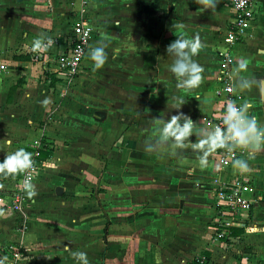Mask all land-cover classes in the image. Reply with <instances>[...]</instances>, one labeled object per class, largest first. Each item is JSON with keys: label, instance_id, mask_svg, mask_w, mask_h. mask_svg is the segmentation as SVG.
<instances>
[{"label": "crops", "instance_id": "crops-1", "mask_svg": "<svg viewBox=\"0 0 264 264\" xmlns=\"http://www.w3.org/2000/svg\"><path fill=\"white\" fill-rule=\"evenodd\" d=\"M254 1L256 21L233 50V69L246 61L240 75L253 83L238 90L232 79L264 125V0ZM233 18L230 0L211 9L197 0H0V65L7 68L0 73V118L12 121L0 126V160L20 148L32 155L37 139L53 151L20 217L0 206V260L10 262L7 247L18 242L29 264H77L68 248L85 252L89 264H193L204 256L209 264H264V148L244 173L233 166L221 172L217 150L202 168L191 144L146 148L178 112L196 132L220 117V56ZM81 21L93 25L90 48L104 46L107 60L94 71L87 54L66 87L40 56L55 59ZM41 34L54 44L36 56L32 41ZM197 35L201 81L177 89L167 47ZM228 177L242 179L256 203L249 231L233 230L236 240L225 248L213 237L214 193L215 180ZM17 181L0 180V199Z\"/></svg>", "mask_w": 264, "mask_h": 264}, {"label": "built area", "instance_id": "built-area-1", "mask_svg": "<svg viewBox=\"0 0 264 264\" xmlns=\"http://www.w3.org/2000/svg\"><path fill=\"white\" fill-rule=\"evenodd\" d=\"M230 4L234 11V18L224 37L227 48L224 54L220 56V75L218 78L220 86L217 91V98L223 101L222 112L229 100L234 101L238 106L244 104V98L236 92L233 84L232 73L235 64L233 50L247 37L258 14V6L254 0H230ZM94 33V27L89 21H81L75 25L70 44L63 47L55 59H46L40 56L45 63L46 72L62 81L66 87L72 86L84 68V61L89 52ZM39 53L35 52L34 54L39 56ZM6 70L5 65H0V73ZM209 126L211 128L223 127L222 115L209 121ZM43 146L42 139L33 141L32 167L21 173V178L18 179L15 188L11 190L12 195L3 194V198L0 199V206H3L4 209L24 212L23 209L28 205L26 193L29 189H25L21 185L26 177L30 178L31 184L34 185L45 171L46 161L41 157ZM246 154L247 152L241 149L217 150L215 159L220 164V171L223 172L229 170L234 159L244 158ZM215 186L214 207L216 215L213 223V237L218 244L227 248L230 242L236 240L233 236V230L249 231L250 225L255 221L254 206L256 201L247 195L244 181L238 177H228L226 180L216 179ZM26 230L27 223L24 222L20 227L21 234L24 235ZM7 253L12 259V264H20L29 259L27 251L25 249L23 251L22 247L15 245H9ZM195 263L208 264V259L205 256L200 257L195 260Z\"/></svg>", "mask_w": 264, "mask_h": 264}, {"label": "clouds", "instance_id": "clouds-1", "mask_svg": "<svg viewBox=\"0 0 264 264\" xmlns=\"http://www.w3.org/2000/svg\"><path fill=\"white\" fill-rule=\"evenodd\" d=\"M197 2L203 5L205 9L216 6V0H197ZM53 44L54 41L51 37L41 34L32 41V50L44 52ZM201 47L198 35L190 39L177 38L167 47L168 57L171 58L169 71L175 77L177 89H193L199 85L203 68L194 57ZM88 56L92 61L94 71L104 67L107 60L104 46L91 47ZM246 69L247 63L243 60L233 69V76L237 78L236 87L238 90L248 89L253 83V81L240 75ZM179 104H183V101L179 100ZM180 108L179 106L176 107L177 110ZM221 115L223 127H201L196 132L194 131L196 123L188 115L178 112L172 115L170 119L163 120L158 139L154 144H148L146 148L151 152L155 151V146L161 143H171L174 149H184L191 144L193 150L200 153L198 160L202 168L207 167L209 156L218 149L226 148L228 151L241 149L247 152V159H234L232 166L241 173L247 172L249 170L248 161L254 159V154L264 148V125H261L255 116L249 114V105L238 106L231 100L227 101ZM193 135L197 137L195 142L191 141ZM32 164L31 153L20 148L11 154H7L0 161V174L17 176L30 169ZM21 186L30 189L32 187L30 178L26 177ZM68 251L72 258L77 261V264H89L85 252L72 251L70 248Z\"/></svg>", "mask_w": 264, "mask_h": 264}, {"label": "trees", "instance_id": "trees-1", "mask_svg": "<svg viewBox=\"0 0 264 264\" xmlns=\"http://www.w3.org/2000/svg\"><path fill=\"white\" fill-rule=\"evenodd\" d=\"M19 60H22V61H29L30 58L29 57H23V58H18ZM56 82V80H53V84ZM43 149L41 151V157L42 159L45 161V160H48L51 158V156L53 155V151L50 149V144L48 143V141L45 139L43 141ZM226 148H222V149H218V150H224ZM3 160V159H2ZM0 160V161H2ZM21 178V174L17 175V176H6V175H3V174H0V180H5V181H9V180H12V179H20ZM108 232V228H106V233ZM243 231H238L237 233H235L237 236H240V234L242 233ZM38 264V263H36ZM193 264H196L195 262ZM209 264V263H208Z\"/></svg>", "mask_w": 264, "mask_h": 264}, {"label": "rangeland", "instance_id": "rangeland-1", "mask_svg": "<svg viewBox=\"0 0 264 264\" xmlns=\"http://www.w3.org/2000/svg\"><path fill=\"white\" fill-rule=\"evenodd\" d=\"M3 122L5 123V122H7V123H12V121L9 119L8 121H4V119H1L0 118V126L1 125H3ZM50 149L52 150V148L50 147ZM5 157V156H4ZM16 186V185H15ZM9 196L10 195H12V191H10V192H8L7 193ZM27 206V205H26ZM25 206V207H26ZM25 209V208H24ZM5 210H7V209H5ZM9 211H10V209H9ZM11 211H13L14 213H17V215H18V213H22L21 211L20 212H17V211H14V210H11ZM19 216V215H18ZM20 217V216H19ZM18 218V217H17ZM18 222H19V219H18ZM23 225V224H22ZM19 237H20V235L19 234H17ZM15 246H17V247H19V244H18V242H12ZM11 259V258H10ZM12 260V259H11ZM31 262H33V260H31V259H28V261H24V262H21L20 264H29V263H31ZM12 264L11 263V261L9 262V261H3V260H0V264Z\"/></svg>", "mask_w": 264, "mask_h": 264}]
</instances>
